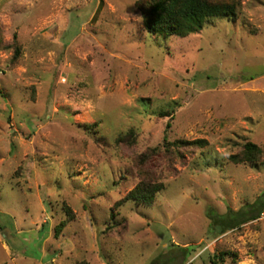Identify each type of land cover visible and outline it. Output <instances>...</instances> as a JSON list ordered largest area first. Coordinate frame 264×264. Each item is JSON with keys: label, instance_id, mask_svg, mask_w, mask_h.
Returning <instances> with one entry per match:
<instances>
[{"label": "rangeland", "instance_id": "rangeland-1", "mask_svg": "<svg viewBox=\"0 0 264 264\" xmlns=\"http://www.w3.org/2000/svg\"><path fill=\"white\" fill-rule=\"evenodd\" d=\"M135 1L0 0V264H264V222L228 227L264 206V0L186 37Z\"/></svg>", "mask_w": 264, "mask_h": 264}, {"label": "trees", "instance_id": "trees-1", "mask_svg": "<svg viewBox=\"0 0 264 264\" xmlns=\"http://www.w3.org/2000/svg\"><path fill=\"white\" fill-rule=\"evenodd\" d=\"M238 5V0L135 1V6L141 12V23L146 31L153 35H175L178 37H186L190 34L199 32L209 18L226 17L234 20L238 14ZM162 115L169 114L162 113ZM174 144H189L203 148L207 145V141L205 139H195L189 142L177 141L174 142ZM261 153L262 150L259 145L251 141H246L243 143L241 151L238 154H231L229 160L234 163H249L255 165ZM162 189L163 184L161 182L150 183L140 180L136 186L128 191L115 205L133 201L139 205L150 206L154 202L156 194ZM263 207L258 209L250 207L251 210L247 212L249 215L247 217H245L242 212L236 213L238 219H233L234 223H231L232 225L230 224L228 227H233L232 229H234L248 221L255 220L263 210ZM64 225L65 222H61L56 232ZM230 255V252H220L218 255L214 254L210 259V264H223L226 256L229 257Z\"/></svg>", "mask_w": 264, "mask_h": 264}, {"label": "built area", "instance_id": "built-area-1", "mask_svg": "<svg viewBox=\"0 0 264 264\" xmlns=\"http://www.w3.org/2000/svg\"><path fill=\"white\" fill-rule=\"evenodd\" d=\"M259 221H263L264 222V209L260 212L258 218Z\"/></svg>", "mask_w": 264, "mask_h": 264}]
</instances>
